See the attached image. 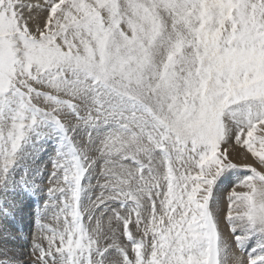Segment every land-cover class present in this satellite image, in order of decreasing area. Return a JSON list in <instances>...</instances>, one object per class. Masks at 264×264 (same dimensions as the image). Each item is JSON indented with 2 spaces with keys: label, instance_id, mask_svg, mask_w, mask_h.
Instances as JSON below:
<instances>
[{
  "label": "snow or ice",
  "instance_id": "obj_1",
  "mask_svg": "<svg viewBox=\"0 0 264 264\" xmlns=\"http://www.w3.org/2000/svg\"><path fill=\"white\" fill-rule=\"evenodd\" d=\"M233 143L264 168V0H0V216L35 199L0 264H264Z\"/></svg>",
  "mask_w": 264,
  "mask_h": 264
},
{
  "label": "bare ground",
  "instance_id": "obj_2",
  "mask_svg": "<svg viewBox=\"0 0 264 264\" xmlns=\"http://www.w3.org/2000/svg\"><path fill=\"white\" fill-rule=\"evenodd\" d=\"M50 155H51V148H49L48 152L42 156V158L39 162V167L41 169V172L46 166H48V169L45 168L46 171L43 172L45 185L47 184L48 173L51 171V164H50V160H49ZM232 188H233V185H232ZM236 190L241 191L240 188H237ZM23 202H25V200ZM23 202L22 203H21V201L17 202L18 206L15 205V209H14L15 217L17 216L16 217L17 220L15 222L16 223L15 225L12 223L14 219H11V218L5 219L4 217L0 216V240L3 244V238L7 235L9 237V246L12 247L13 250L17 252V254H24L25 256H27V253H28L30 246H31V243H32V235L35 232V226L33 225L34 224L33 223L34 211H35V208H33V207L35 205L33 204V206H32V204H31V207L33 208L32 212H31V207L29 208L27 205H25L26 203L24 204L25 206H23V207L21 206L23 204ZM18 203H20V204H18ZM27 204H28V201H27ZM23 211L26 212L27 216H28V214L29 215L32 214L31 216H29L27 218L28 222H27V224H25L27 231H23V229H22V224L25 221V219H24L25 216L23 215ZM31 218H32V220H31Z\"/></svg>",
  "mask_w": 264,
  "mask_h": 264
},
{
  "label": "rangeland",
  "instance_id": "obj_3",
  "mask_svg": "<svg viewBox=\"0 0 264 264\" xmlns=\"http://www.w3.org/2000/svg\"><path fill=\"white\" fill-rule=\"evenodd\" d=\"M230 155H231V159L233 160L234 163L237 164L238 167L232 171V174L228 177V179L225 180L222 184H220L219 185V188L217 189V197H218L219 202H220L219 203V208L221 209V212L222 213H223V211H226V207H227V199L226 198H227L229 192L232 190V185L234 186L238 181L242 180L245 175L250 174L243 167V165L248 164V165H251L252 167L257 168L258 171H264V168H261L259 166L258 162H256L251 157V154L250 153H247L246 150L240 148L239 146L235 145L234 143H233V147L230 149ZM45 168L48 169V166H46ZM45 168L42 170V173L46 171ZM242 190L243 189H241V191ZM24 200H25V202H23ZM20 201H21V203L23 202V204L21 205L22 207L25 206V205H27L30 208L31 207V204H32V206H33V204L35 205V202H34L35 199L34 198L33 199H21L18 202H20ZM27 201H28V204H27ZM18 204H20V203H18ZM16 206H18L17 203H16ZM33 208H35V206ZM33 208L31 207V212H32V209ZM23 215L25 216L24 217L25 221L22 224V229H23V231H27L25 224H27V222H28V219L27 218L29 216H31L32 214L31 215L28 214V216H27L26 215V212L23 211ZM16 217L14 218V220L12 222L14 225L16 224L15 223L16 220H17ZM31 220H32V218H31ZM221 231H222L225 239L231 241V236H230L229 230H228V228L223 223L221 224ZM0 245H2L1 240H0ZM233 254H237L238 255V252H237V250L235 249L234 246L232 247L231 251L229 252V257H230L229 264H231V256Z\"/></svg>",
  "mask_w": 264,
  "mask_h": 264
}]
</instances>
